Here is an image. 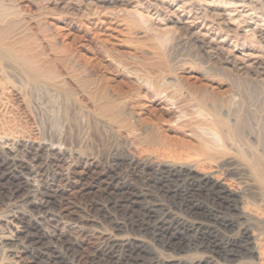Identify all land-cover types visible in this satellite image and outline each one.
Wrapping results in <instances>:
<instances>
[{"label": "rangeland", "instance_id": "rangeland-1", "mask_svg": "<svg viewBox=\"0 0 264 264\" xmlns=\"http://www.w3.org/2000/svg\"><path fill=\"white\" fill-rule=\"evenodd\" d=\"M108 1L0 0V6L9 11L0 23L5 34L12 36L17 32L16 39L21 38L27 43H24L26 47L34 48L40 40L25 30L26 21L34 20L39 31L37 35L48 46L49 57L52 61L61 59L70 86H86L83 95L62 90L53 98L43 94L34 99L37 125L42 130L38 133H42L46 144L43 147L45 155L36 162L42 166V171L35 183L45 184L55 195L48 219L40 220V227L52 235L63 232L64 239L78 243L76 250L67 255L77 264H93L92 259L103 253L100 233L118 236L131 233L129 229L115 231L112 223L103 216L100 203H105V183L110 184L117 178L122 183L142 186L137 177L126 175L124 168L118 176L111 173L108 156L112 152V155L119 154L121 148L119 151L118 147L121 146L116 141L118 145L115 142L108 145L104 139L105 129H99L96 124V96L113 97L120 90L136 86H205L209 91L218 87L221 99L218 100L222 101L218 112L232 124L238 121L237 138L227 145L229 156L246 168L257 157L263 159L264 164V1ZM158 100L161 103L157 107L158 114L134 109L131 120L141 127L157 125L161 136L170 140L183 138L194 145L205 137L220 144L214 129L205 124L207 119L204 118L208 117L205 111L199 116L193 101L175 108L164 98ZM193 117L203 119L205 123L186 126L184 122L192 121ZM239 119L242 120L240 125ZM79 140L83 142L78 148ZM68 145L79 151L81 148V152L91 150L90 153L97 156L95 162L90 164L77 158L67 150ZM7 146L16 150L11 142ZM25 153L21 150L17 154L24 156ZM3 167L0 165V175ZM233 178L231 182L238 184ZM1 182L0 185L5 184ZM4 195L0 193V237L10 227L6 223L8 214L20 216L19 212L28 210L20 197L13 201L6 200L7 194ZM80 216L94 220L95 223L89 224L92 231L81 233L77 230L76 220L82 219ZM5 244L0 239V264H15L10 247ZM159 250L162 258L172 255L170 251ZM192 252L194 254H190ZM188 254L199 255L195 251ZM220 263L226 264L222 260Z\"/></svg>", "mask_w": 264, "mask_h": 264}, {"label": "bare ground", "instance_id": "bare-ground-1", "mask_svg": "<svg viewBox=\"0 0 264 264\" xmlns=\"http://www.w3.org/2000/svg\"><path fill=\"white\" fill-rule=\"evenodd\" d=\"M8 15L9 11L0 6V23ZM25 24V30L40 40L34 48L26 47L23 39H16L19 33L8 36L0 28V165L4 166L0 181L5 182L0 185V193L7 194L6 200L20 197L28 210L19 212L20 216L7 215L10 227L0 239L9 245L15 264H77L67 255L76 250L78 243L64 239L63 232L52 235L40 227V220L48 219L55 195L45 184L35 183L42 171V166L36 164L45 155L46 144L42 133H38L42 130L37 125L34 99L43 94L52 97L62 90L83 95L86 86H70L61 59L58 62L49 57L48 46L37 35L34 20L28 19ZM147 87H129L104 99L95 97L96 124L105 129L106 132L101 131L108 145L116 141L121 146L119 154L107 155L111 173L118 176L124 168L126 175L137 177L142 186L122 183L117 178L112 179L113 184L105 183V203H100L103 216L115 231L129 229L131 233H100L103 253L92 259L93 264H221L220 260L226 264H264L263 159H253L246 168L229 156L227 145L237 138L238 121L232 124L218 112L222 103L219 88L209 91L205 86ZM162 98L175 108L193 101L198 115L205 111L208 122L193 117L194 121L192 118L184 123L208 124L220 144L204 136L194 145L182 137L170 140L161 136L157 125L141 127L131 120L134 109L157 113L161 104L158 99ZM82 140L78 141V148ZM10 142L16 150L7 146ZM73 148L67 150L86 163L95 162L97 156L91 150ZM21 150L26 152L24 156L17 154ZM233 177L238 184L231 182ZM76 221V225L72 224L81 233L92 231L90 225L95 223L87 218ZM159 248L172 255L164 254L162 258ZM191 251L199 255L188 254Z\"/></svg>", "mask_w": 264, "mask_h": 264}]
</instances>
